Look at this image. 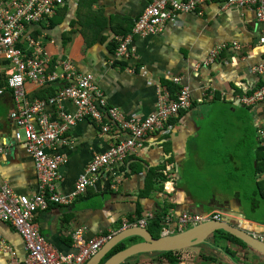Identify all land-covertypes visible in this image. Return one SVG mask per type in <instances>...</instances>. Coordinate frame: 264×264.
I'll return each instance as SVG.
<instances>
[{
    "label": "crops",
    "instance_id": "0c3cea01",
    "mask_svg": "<svg viewBox=\"0 0 264 264\" xmlns=\"http://www.w3.org/2000/svg\"><path fill=\"white\" fill-rule=\"evenodd\" d=\"M150 3L65 0L50 23L29 26L28 32L51 57L71 61L79 74L92 75L108 107L127 117L147 118L156 112L159 87L174 96L188 88L194 102L191 112L173 121L170 134L147 139L139 157L101 170L97 182L71 206L51 205L37 215L41 233L62 253L74 251L72 234L81 227L87 228L86 237L91 239L120 231L124 218L155 217L169 210L178 217L201 207L205 211L199 214L220 211L223 221L264 240V144L260 135L264 101L253 108L240 103L264 83V76L256 71L264 62V26L253 9L212 2L204 6L203 15L182 14L160 35L134 38L135 57L117 59L116 38L131 33ZM221 48V55L211 60ZM141 69L147 70V76H142ZM10 71L9 64L0 60V145L4 148L0 183L30 197L38 193L39 182L25 143L15 137L17 128L10 117L15 103L7 89ZM61 86L39 89L27 84L26 91L30 100L48 101ZM63 107L76 112L70 102ZM45 113L59 120L56 107L47 105ZM67 138L70 144L56 152L66 160L59 170L58 190L63 194L75 189L95 155L105 153L126 134L117 129L106 134L95 122L84 120L70 129ZM165 220L160 237L169 227ZM0 241L15 254L18 264H25L22 237L2 221ZM240 244L214 235L206 249L198 246L174 255L178 264H249ZM159 257L144 254L127 263L169 264ZM10 260V254L0 248V264H10Z\"/></svg>",
    "mask_w": 264,
    "mask_h": 264
},
{
    "label": "built area",
    "instance_id": "2783aa9c",
    "mask_svg": "<svg viewBox=\"0 0 264 264\" xmlns=\"http://www.w3.org/2000/svg\"><path fill=\"white\" fill-rule=\"evenodd\" d=\"M212 2H219L227 8L253 9L264 26V0H151L136 20L132 32L116 38L119 45L117 59L129 61L135 57V51L131 49L134 38L160 35L169 23H177L182 14L203 15L204 6ZM64 4L65 0H0V60L8 63L11 69L7 89L15 103L10 117L17 128L16 140L25 143L27 153L34 161L39 182L38 193L30 197L18 195L8 184L0 183V221L10 224L22 237L27 253L25 264H87L119 232L147 228L154 220L153 214L135 220L124 218L120 231L91 239L86 237L87 228L81 227L72 234L74 251L65 254L48 243L35 220L51 205L71 206L97 182L101 170L121 165L130 157H139L147 139L170 134L174 130L173 120L191 112L194 107L190 89L182 88L174 96L166 88L159 87L157 110L147 118L127 117L118 109L109 108L92 75L79 74L71 61L51 57L43 43L28 32L29 26L50 23ZM223 51L224 48L215 50L211 60ZM256 71L264 76V62ZM141 73L147 76V70L141 69ZM180 82L176 80L177 84ZM27 84L39 89L65 85L48 101H40L30 100ZM263 101L264 83L254 93L240 99L246 107H256ZM65 102L72 103L76 112H67L63 107ZM47 105L57 108L59 120L49 118L45 113ZM84 120L95 122L106 134L117 129L126 134V138L105 153L95 155L75 189L63 194L58 190L59 170L66 160L56 152L70 144L68 132ZM260 135L264 144V130ZM3 153L4 148L0 145V156ZM223 219L222 212L218 211L205 214L184 212L175 217L174 211L170 210L165 220L169 227L164 228L162 234L169 236ZM0 248L10 254V264H18L15 254L2 241Z\"/></svg>",
    "mask_w": 264,
    "mask_h": 264
},
{
    "label": "water",
    "instance_id": "95a60500",
    "mask_svg": "<svg viewBox=\"0 0 264 264\" xmlns=\"http://www.w3.org/2000/svg\"><path fill=\"white\" fill-rule=\"evenodd\" d=\"M204 211V207H201L195 213L199 214ZM221 231L229 233L244 242V247L247 248L246 251L241 249V252L244 253L243 257L249 264H256V262L264 263V240L255 237L254 234H250L239 227L232 226L228 221H212L190 228L184 232L158 239L154 238L147 229L132 228L123 231L116 234L87 264H100L113 248L133 237H138L142 241L114 254L103 264H124L130 259L144 254L154 255L177 252L198 246L209 247V239Z\"/></svg>",
    "mask_w": 264,
    "mask_h": 264
},
{
    "label": "trees",
    "instance_id": "16d2710c",
    "mask_svg": "<svg viewBox=\"0 0 264 264\" xmlns=\"http://www.w3.org/2000/svg\"><path fill=\"white\" fill-rule=\"evenodd\" d=\"M136 22V21H135ZM135 25V24H134ZM134 28V26H133ZM133 30V29H132ZM132 32V31H131ZM126 37V35L124 36ZM119 38V37H118ZM118 44H117V48H118ZM116 48V50H117ZM65 84H63L61 87H63ZM49 88V87H48ZM250 108H253V107H250ZM177 120V119H176ZM174 121V120H173ZM155 136H160V135H155ZM155 136L151 137V138H154ZM136 157H130L128 158L126 161L130 160V159H135ZM152 176V175H151ZM170 211V210H169ZM168 211V212H169ZM167 213L164 214V212L162 214H156V216L154 217V220H152V222L150 223V227H149V232L151 233V235L158 239L160 238V231H161V228L163 226V220L165 219V217L167 216ZM217 236L219 235H222V236H225L227 237L229 240H234V241H239V242H242L241 240H239L238 238L234 237L233 235L229 234V233H226L224 231H221V232H218L216 233ZM142 241L140 238L138 237H133V238H130V239H127L123 242H121L120 244H118L115 248H113V250L108 254V256L105 257V259L103 260V262L101 264H103L105 261L108 260V258H110L111 256H113L114 254L126 249L127 247H129L130 245H133L135 243H138ZM244 245V243H243ZM176 252H168V253H162V254H159L160 257L159 259H161L164 263V260H168L169 264H178L177 262V257L176 255H174ZM178 253V252H177ZM124 264H128L127 262L124 263Z\"/></svg>",
    "mask_w": 264,
    "mask_h": 264
},
{
    "label": "flooded vegetation",
    "instance_id": "af4514ba",
    "mask_svg": "<svg viewBox=\"0 0 264 264\" xmlns=\"http://www.w3.org/2000/svg\"><path fill=\"white\" fill-rule=\"evenodd\" d=\"M227 238V237H226ZM239 242V241H238ZM243 242V241H242ZM241 243V242H240ZM244 243V242H243ZM241 245V244H240ZM208 246H204V248L206 249ZM246 248L247 247H244V245L242 244L241 245V249H243V251H246ZM245 249V250H244ZM130 260H132V259H130Z\"/></svg>",
    "mask_w": 264,
    "mask_h": 264
},
{
    "label": "rangeland",
    "instance_id": "374dc122",
    "mask_svg": "<svg viewBox=\"0 0 264 264\" xmlns=\"http://www.w3.org/2000/svg\"><path fill=\"white\" fill-rule=\"evenodd\" d=\"M222 182H223V181H222ZM219 212H220V211H219ZM132 261H133V260H129L128 262H129V263H132Z\"/></svg>",
    "mask_w": 264,
    "mask_h": 264
}]
</instances>
